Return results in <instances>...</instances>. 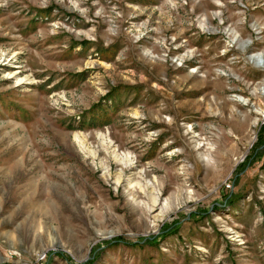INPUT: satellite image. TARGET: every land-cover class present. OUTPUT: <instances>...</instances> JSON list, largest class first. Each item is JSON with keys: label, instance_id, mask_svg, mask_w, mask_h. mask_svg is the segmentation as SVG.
<instances>
[{"label": "rangeland", "instance_id": "1", "mask_svg": "<svg viewBox=\"0 0 264 264\" xmlns=\"http://www.w3.org/2000/svg\"><path fill=\"white\" fill-rule=\"evenodd\" d=\"M263 125L264 0H0V264H264Z\"/></svg>", "mask_w": 264, "mask_h": 264}, {"label": "trees", "instance_id": "2", "mask_svg": "<svg viewBox=\"0 0 264 264\" xmlns=\"http://www.w3.org/2000/svg\"><path fill=\"white\" fill-rule=\"evenodd\" d=\"M263 145H264V125L262 126V130H261V133H260V135H259L258 144H257V146L254 148V150H253V152H252V154H251V158H252V157H253V158L257 157V154L260 152L259 148H260L261 146H263ZM174 224H176V223H174ZM172 225H173V224L168 225L165 229H166V230L171 229Z\"/></svg>", "mask_w": 264, "mask_h": 264}, {"label": "bare ground", "instance_id": "3", "mask_svg": "<svg viewBox=\"0 0 264 264\" xmlns=\"http://www.w3.org/2000/svg\"><path fill=\"white\" fill-rule=\"evenodd\" d=\"M150 183V182H149ZM148 186H149V184H148ZM141 188H139V189H141V190H144L145 188L144 187H142V185L140 186ZM149 189V191H150V189H151V191H150V197H151V204H150V206L148 207V208H150V210L152 211L155 207H156V204H157V201H158V198L156 197V196H154L153 195V193H152V190H153V186L152 187H149L148 188ZM141 190H140V192L137 190V191H134V193L135 192H137V193H141ZM144 192V191H143ZM136 194V193H135ZM148 206V205H147Z\"/></svg>", "mask_w": 264, "mask_h": 264}, {"label": "built area", "instance_id": "4", "mask_svg": "<svg viewBox=\"0 0 264 264\" xmlns=\"http://www.w3.org/2000/svg\"><path fill=\"white\" fill-rule=\"evenodd\" d=\"M228 188L232 187V184L230 182H226L225 184ZM46 257V253H43L42 255H39V260H42Z\"/></svg>", "mask_w": 264, "mask_h": 264}]
</instances>
